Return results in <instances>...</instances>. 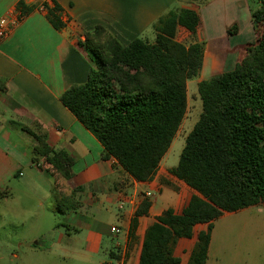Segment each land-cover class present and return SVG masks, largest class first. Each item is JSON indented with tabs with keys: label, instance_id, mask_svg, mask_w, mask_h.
I'll return each mask as SVG.
<instances>
[{
	"label": "crops",
	"instance_id": "0c3cea01",
	"mask_svg": "<svg viewBox=\"0 0 264 264\" xmlns=\"http://www.w3.org/2000/svg\"><path fill=\"white\" fill-rule=\"evenodd\" d=\"M43 5L60 7L63 29L51 27ZM257 7L256 0H0V18L23 15L0 46V231L16 237L17 251L10 255L15 264H138L146 228L165 210L192 204L191 197L183 204L181 197L194 193L168 173L177 165L169 154L177 134L152 181L139 183L115 159L101 158V144L61 104V94L83 84L93 66L77 45L85 33L100 25L124 45L135 38L153 43V26L169 11H195L200 20L196 34L183 32L180 41L186 47L201 44L203 51L196 81L186 83L188 92L231 71L245 55L255 40L251 12ZM24 128L43 134L51 148L72 158L69 181L56 178L44 162L41 169L34 167L35 142ZM62 195L77 208L56 213ZM143 199L150 207L137 219L130 239V222ZM254 207L264 209V204ZM205 228L196 225L191 239L177 242L179 264L188 263L196 236ZM210 245L211 240L205 264Z\"/></svg>",
	"mask_w": 264,
	"mask_h": 264
},
{
	"label": "trees",
	"instance_id": "16d2710c",
	"mask_svg": "<svg viewBox=\"0 0 264 264\" xmlns=\"http://www.w3.org/2000/svg\"><path fill=\"white\" fill-rule=\"evenodd\" d=\"M256 1L258 7L251 12L254 42L231 71L197 85L201 113L176 167L168 172L194 193L181 197L182 204L187 197L192 204L165 210L146 228L138 264H179L174 256L177 242L191 239L196 225L206 228L197 234L187 264H205L213 222L264 204V0ZM46 11L51 27L63 29L60 7ZM199 23L195 11L180 9L153 26V43L135 38L124 45L100 25L77 43L93 66L86 81L71 86L59 100L101 144V158L115 159L136 182L152 181L184 118L186 83L201 69L203 51L201 44L186 47L180 41L183 32L195 36ZM23 130L35 142L32 163L42 160L56 178L69 181L72 158L51 148L43 134ZM149 207L148 199L138 205L130 239ZM76 208L70 196L55 202L59 214Z\"/></svg>",
	"mask_w": 264,
	"mask_h": 264
},
{
	"label": "rangeland",
	"instance_id": "374dc122",
	"mask_svg": "<svg viewBox=\"0 0 264 264\" xmlns=\"http://www.w3.org/2000/svg\"><path fill=\"white\" fill-rule=\"evenodd\" d=\"M243 36L247 37L248 34L244 33ZM190 81L189 85L192 86L196 77ZM200 113L201 102L197 87L196 85L193 89L188 87L187 109L169 153L170 158L176 162L184 146V140L199 119ZM170 192L175 195L174 192ZM213 225L211 252L207 264H264V209L262 207H250L241 212L232 213L230 216L216 220ZM16 251V237L5 236L0 231V256L3 257L2 260L0 259V264H15L10 255Z\"/></svg>",
	"mask_w": 264,
	"mask_h": 264
},
{
	"label": "built area",
	"instance_id": "2783aa9c",
	"mask_svg": "<svg viewBox=\"0 0 264 264\" xmlns=\"http://www.w3.org/2000/svg\"><path fill=\"white\" fill-rule=\"evenodd\" d=\"M43 7V9H46V6L43 5ZM22 19L23 15H7L0 18V46L9 37L13 29L18 26ZM42 166V160L34 164V167L37 169H41ZM111 232L118 233V230L116 228H111Z\"/></svg>",
	"mask_w": 264,
	"mask_h": 264
}]
</instances>
